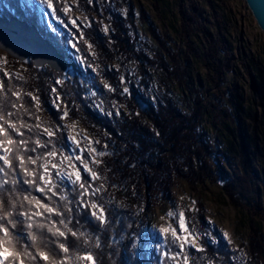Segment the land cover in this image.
Returning a JSON list of instances; mask_svg holds the SVG:
<instances>
[{
	"label": "trees",
	"instance_id": "1",
	"mask_svg": "<svg viewBox=\"0 0 264 264\" xmlns=\"http://www.w3.org/2000/svg\"><path fill=\"white\" fill-rule=\"evenodd\" d=\"M18 1H10L13 12L0 4V13L6 16L16 15L38 26L40 32L66 57L69 67L65 73H58L48 66L36 68L29 61L25 63V76L8 80L3 75L0 63V81L4 83V91H0V105L6 110L16 112L7 101H16L12 92L19 91L22 99L17 103H24L31 113L38 115L35 102L26 95L31 92L39 97L40 109L46 115L47 123L42 124L55 128L56 125H61L54 123V120L59 122L63 110L57 111L52 106L50 95L53 90L58 91L68 113L79 119L92 135L104 144L105 147L100 149L107 153L102 156V163L93 166L100 179L93 182L89 175L83 177L88 179L93 187L103 185L102 192L95 196H86L85 199L97 200L105 206L108 223L101 224L82 208L77 210V193L69 192V199L74 201L68 205L72 208V211L67 213L71 217L69 227L87 232L93 242L97 236L101 241L100 248H95L94 243L87 247L81 245L78 249L81 254L84 251H92L100 264H159L158 255L142 247L144 238L149 236L145 225L151 206L159 204L166 197L169 187L176 179H184L192 187L195 184H205L206 181L223 180L222 189L233 203L245 206L255 213H263L264 216V193L257 184L256 169L245 152L241 154L239 165L233 164L228 156L226 160L230 166L229 170L220 165L213 142L199 129V99L189 111H184L178 101L167 92L159 91L154 97L145 96L140 88L133 84L129 86V91H124L119 75L121 70L112 64L119 55L127 56L136 47L126 26L127 21L131 23L128 17L123 18L120 13L108 7V12L112 14V27L108 35L102 33L97 23L83 29V38L79 42L87 61V67L83 69L74 62L57 36L47 29L37 14ZM191 16L188 19H192ZM216 25V42L220 44L223 38L218 19ZM85 40L93 45L94 54L86 49ZM161 45L166 48L164 42H161ZM210 49L208 54L214 55L216 49ZM171 55V59L166 61L157 49L153 59L148 58L142 51H139L137 57L155 64L160 69L158 75L165 82L170 75H184V63L179 61L176 54ZM8 59L15 61L11 57ZM85 74L89 75L88 80H85ZM145 82L142 80L141 84ZM105 84L111 85L115 90L110 91ZM90 91L96 94L90 96ZM115 102L123 103L125 110L119 109L118 112ZM20 118L29 124H35L34 116L25 114L22 109ZM22 130L25 132V139L35 140L39 133V130ZM40 139L47 141L48 137L44 135L40 136ZM53 143L57 149L66 147L62 129L57 131ZM51 146L50 144L49 148ZM27 188V185L19 186L21 191ZM32 194L44 199L45 203H52L45 199L42 193L33 190ZM53 200L64 210V201L59 197H53ZM196 217L202 220L200 215L197 214ZM53 219L58 220L59 217L54 216ZM216 238L219 241L216 244L208 243L203 238L201 244L206 249L203 253L191 250V259L195 264H207L209 259L215 264H264V239L259 226L251 224L250 260L241 258L239 252L220 236L217 235ZM73 240L74 238L69 236L70 247ZM137 240L139 244L135 246ZM167 246L170 247V243H167ZM233 256L235 259H232ZM163 260L166 264L169 263V259ZM78 264L87 262L80 261Z\"/></svg>",
	"mask_w": 264,
	"mask_h": 264
},
{
	"label": "rangeland",
	"instance_id": "2",
	"mask_svg": "<svg viewBox=\"0 0 264 264\" xmlns=\"http://www.w3.org/2000/svg\"><path fill=\"white\" fill-rule=\"evenodd\" d=\"M10 1L0 0V4L13 12ZM18 2L37 14L47 29L57 36L74 62L83 69L87 67L79 46L83 29L97 23L102 33L108 35L112 27V14L108 12V7L120 13L123 18L128 17L131 23L127 21L126 26L136 47L127 56L119 55L112 64L121 70L119 75L124 89H129L133 84L150 97L159 91L167 92L184 111H189L199 99V129L213 142L220 165L229 170L226 156L233 164L239 165L241 154L245 152L258 173L257 184L264 193V32L258 27L244 0H66L70 8L67 14L60 10L65 0H53L58 9L56 15H51V9L41 5L39 0ZM193 6L196 7L195 11ZM189 16L192 19H188ZM217 19L222 27L221 45L216 42ZM60 20L64 23H60ZM72 20L76 21L75 25ZM70 42L76 43L79 51L73 49ZM161 42L165 43L166 48L162 47ZM85 44L86 49L94 54L93 45L87 40ZM211 46L216 49L214 55L208 54ZM157 49L166 61L171 59V53L176 54L179 61L184 63V75H170L163 82L158 75L160 69L155 64L137 57L139 51H142L153 59ZM8 57V54L0 50V58L7 59V63H1V69L11 74V77L25 76V63L31 60L19 61L13 58L15 61H11ZM250 73L257 80V92L249 86ZM84 77L85 80L89 79L88 74ZM142 80L146 81L145 84H141ZM92 93L90 91L89 95ZM50 99L52 106V101L56 100L60 109L67 111L58 91H52ZM115 105L118 112L119 109L125 110L123 103L115 102ZM36 116L40 117V123H47L41 109ZM54 123H61L66 142L65 148H56L58 152L63 155L78 154L72 153L74 145L68 140L69 135L75 136L81 141L80 147L85 149L83 158L89 160V167L94 170L95 164L91 163V158L101 161L102 157L96 153L90 157L88 148H96L99 152L102 146L105 147L104 144L95 143L99 139L69 113L66 118L59 119V122L54 120ZM75 164L81 168L82 176L88 175L79 162ZM223 183V180L206 181L205 184L192 187L186 180L176 179L166 197L150 208L145 225L149 236L143 240V249L157 254L159 264H166L161 251L168 250L171 253L176 249L167 246L170 234L166 240L159 229L171 225L179 233L176 218L169 217L167 213L183 211L190 228L197 233L210 232L212 236H220L239 252L241 258L250 260L251 224L259 226L264 239L263 213H255L233 203L223 191ZM192 201L196 203L193 205ZM192 208L198 211H192ZM197 214L202 220L196 217ZM225 231L231 243L222 235ZM203 238L212 243L207 236H201L198 243L201 244ZM138 242L135 246H138ZM157 245L161 247L158 249ZM168 264L174 262L169 259Z\"/></svg>",
	"mask_w": 264,
	"mask_h": 264
},
{
	"label": "snow or ice",
	"instance_id": "3",
	"mask_svg": "<svg viewBox=\"0 0 264 264\" xmlns=\"http://www.w3.org/2000/svg\"><path fill=\"white\" fill-rule=\"evenodd\" d=\"M39 3L51 9V15L57 14L58 9L54 6L53 0H39ZM60 10L64 14L70 11L66 0L62 3ZM60 23L63 24L64 21L60 20ZM72 24L75 25L76 21L72 20ZM71 47L79 51L76 43H71ZM0 63H7V59L0 58ZM3 75L8 80L12 78L7 72ZM105 87L110 91L115 90L108 84H105ZM0 91H4L2 81H0ZM124 91L127 92L128 89L125 88ZM95 94V92L92 93V95ZM12 95L16 97V101L9 99L7 102L12 109L17 110L16 112L6 110L3 105H0V264H41V262L43 264H78L80 261H85L87 264H100L92 251H84L81 254L78 250L81 245L87 247L93 243L95 248H100L99 236L95 237L93 242L87 232L69 227L71 217L67 215L72 211L68 205L74 202L69 199V192H73L78 196L77 210L82 208L86 214L101 224L108 223L105 206L97 200L85 199L86 196H95L102 192L103 185L93 187L92 183L82 176L81 168L76 167L75 162H79L83 171L88 173L93 182L100 179L99 173L89 167V160L83 158L85 149L80 147V140L69 135L68 140L74 145L72 153L78 154H60L53 143V138L62 126L56 125L55 128L43 126L39 122V116L31 113L24 103H17L22 99L21 93L13 91ZM26 95L31 97V100L35 102V108L39 111V97L31 92ZM5 96H7L6 92ZM52 103L55 109L60 111L56 100ZM21 109L25 114L34 116L37 123L29 124L20 118ZM14 116L16 119H13ZM67 116L68 112L64 111L59 118L64 119ZM22 129H27L28 132L39 130V133L35 140L25 139V132ZM44 135L48 137L47 141L40 139V136ZM85 139L88 140V138ZM88 143L91 141L88 140ZM50 144L51 148H49ZM38 149L46 151L39 152ZM29 153H36V155ZM92 153L101 157L107 155L103 151L98 152L96 148H88L90 157ZM58 156L60 158L57 161ZM91 163L100 164L102 161L92 157ZM20 185H27L28 188L21 191ZM61 186H63L62 191ZM33 190L42 193L43 197L52 203H45L44 199L33 195ZM53 197H59L65 202L64 210H61ZM195 203L192 201L193 205ZM191 210L198 211L195 208ZM167 215L176 218L180 231L178 233L177 228L171 225L159 229L166 240L170 234V245L176 248V251L171 253L168 250L161 251V255L171 259L174 264H195V261L191 259V250L198 253L206 251L204 245L198 243L201 236L209 237L213 244L219 243L210 232L197 233L190 228L183 211H170ZM54 216L59 219H53ZM222 235L231 243L228 232L225 231ZM69 236L74 238L71 247ZM77 242L80 243L77 244ZM160 247L157 245L158 249ZM232 259L235 257L233 256ZM207 264H215V262L209 259Z\"/></svg>",
	"mask_w": 264,
	"mask_h": 264
},
{
	"label": "water",
	"instance_id": "4",
	"mask_svg": "<svg viewBox=\"0 0 264 264\" xmlns=\"http://www.w3.org/2000/svg\"><path fill=\"white\" fill-rule=\"evenodd\" d=\"M258 27L264 32V0H244ZM0 50L19 61L31 60L34 67L48 66L65 73L69 67L66 57L45 37L35 24L16 15L0 13ZM249 86L257 92L255 76L249 74Z\"/></svg>",
	"mask_w": 264,
	"mask_h": 264
}]
</instances>
